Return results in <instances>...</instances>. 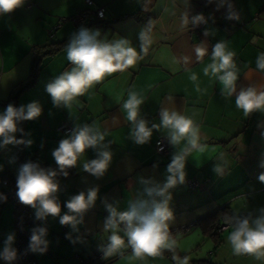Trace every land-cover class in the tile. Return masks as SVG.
<instances>
[{"label": "crops", "instance_id": "0c3cea01", "mask_svg": "<svg viewBox=\"0 0 264 264\" xmlns=\"http://www.w3.org/2000/svg\"><path fill=\"white\" fill-rule=\"evenodd\" d=\"M92 1L94 5L105 8V15L89 22L86 28L100 30L101 38L128 39L143 58L134 67L107 77L78 97L71 109L54 107L45 91L48 82L72 66L66 58V46L42 59L35 81L22 90L15 101L10 99V92L28 76L35 48L61 42L77 32L69 20L58 27L56 25L61 17H69L86 8V0H32L30 6L24 0L23 5L13 12L0 15V112L8 104L20 106L32 101H38L43 109L38 119L21 124L23 135L16 134L18 139H31L33 143L30 147L9 145L0 149V187L2 174H17L20 153L37 151L46 168L55 169L57 165L51 152L75 126L95 124L101 131H106L105 143L112 142L110 150L113 159L102 178L97 179L82 170L85 159L95 158L93 149L87 150L77 167L68 170L67 178L62 175L56 178L60 185L56 195L61 204V215L67 212L64 205L71 196L99 187L95 206L84 213L82 222L73 228L61 225L59 217L48 216L38 220L32 208L34 221L29 234L37 227L47 230L44 237L48 242L46 251H32L37 263L82 264L88 253L107 243L109 233L104 231L108 215L106 204L125 208L127 201L142 191L141 177L163 183L167 175L166 166L173 153L185 146L183 142L178 146L171 145L169 154H158L154 142L159 136H167L164 129L154 131L150 142L144 145H137L129 138L130 123L126 121L121 105L127 99L129 90L136 91L145 98L140 112L142 118L149 121V126L159 124L160 108L179 111L200 125L197 148L204 147L205 151L201 153L189 148L191 154L186 161V181L209 178L210 183L209 186L189 188L185 182L171 190L170 207L174 220L170 230L176 241V255L181 258L187 256L189 264H205L203 260L190 257V250L207 241L215 250L220 239L216 243L214 237L205 233L200 219L223 208L233 215L247 216L252 213L255 216L259 214L256 210L264 207V183L258 180L259 175L264 173V168L260 167L264 162V113L255 112L244 117L235 106V97L224 99L220 95L222 86L218 80L204 76L202 69L211 62L212 45L225 40L229 50L236 53L235 60L240 70L237 90L250 84L257 87L264 85V73L256 70L255 63L258 53L264 51V0H228L232 5L231 11L239 16V20L224 18L227 4L216 10L220 0H213L212 3L209 0H190V10L184 0ZM201 11L210 17L203 29L190 33L189 25L181 26V17L185 12L194 15ZM240 21L243 25L239 24ZM147 25L151 31L145 50L141 51L139 33ZM206 28L214 35L205 37L203 32ZM201 41H206L209 55L202 62H196L194 48ZM184 56L191 58L189 63L184 64ZM192 72L198 74L200 92L195 90L189 79ZM63 122L70 125V131L57 129ZM216 164L224 168L222 176L214 173ZM221 223L226 221L223 219ZM188 224L191 225L185 232L178 230ZM13 233L12 205L6 202L0 205V251L4 240ZM123 251V257L113 256L104 264H175L172 251L164 250L162 257L132 261L128 259L131 249ZM0 264L6 262L0 259Z\"/></svg>", "mask_w": 264, "mask_h": 264}, {"label": "clouds", "instance_id": "9594fccd", "mask_svg": "<svg viewBox=\"0 0 264 264\" xmlns=\"http://www.w3.org/2000/svg\"><path fill=\"white\" fill-rule=\"evenodd\" d=\"M212 2L213 0H209V3ZM23 3L24 0H0V15L13 12ZM184 3L190 10V0H184ZM225 4L228 11L224 18L239 20V16L231 11L232 5L228 0H220L216 10L219 11ZM207 23L208 20L202 13L189 15L185 12L181 17L182 27L190 24L195 28ZM150 31V26L147 25L139 33L141 51L145 50ZM203 35L208 37L214 35V32L206 28ZM65 50L66 58L72 66L48 82L45 91L51 97L54 107L66 109H71L78 97L85 95L107 77L134 67L137 61L143 58L138 55L136 48L128 39L101 38L100 30L86 27H81L72 34ZM194 53L196 62H202L204 57L209 55L206 41L197 44ZM235 57L236 53L229 50L227 41H217L211 47V62L202 69L204 76L218 80L222 86L220 95L224 99L235 97V106L243 112L244 117L247 118L255 112L264 113V85L257 87L250 84L237 90L240 70ZM190 59L188 56L182 57L184 64L189 63ZM255 63L256 70L264 73V51L258 53ZM189 79L193 82L195 90L200 92L198 74L192 72ZM144 103L143 96L129 90L127 99L121 105L126 113V121L130 123L129 138L137 145H144L150 142L154 131L164 129L172 146L181 145L182 142L185 146L173 153L170 163L166 166L167 175L163 183L141 177L139 183L144 186L142 191L135 197L132 196L125 208L119 209L112 204H106L108 215L104 222V231L109 235L107 243L100 245L98 250L103 254L102 259L107 260L116 255L123 257V250L130 248L129 261L143 260L145 257H162L164 250H168L173 252L172 259L175 264H189L187 256L181 258L174 252L176 241L170 231L174 213L170 201L171 190L186 182V161L191 154L189 148L201 153L205 151L204 147L197 148L200 125L179 111L160 108L159 124L152 123L149 126V121L142 118L140 112ZM42 112V106L38 101L20 106L8 104L5 110L0 112V149L9 145L30 147L33 143L31 139H18L16 134L19 132L23 135L24 130L20 125L25 121L38 119ZM106 135L107 132L101 131L95 124L75 126L51 152L57 168H44L33 161L21 164L16 178V196L19 202L35 209V218L38 220L46 219L48 216L59 217L61 225H71L75 228L77 223L82 222L84 213L95 206L99 187H92L71 196L64 205L67 212L61 215L62 208L56 195L60 185L56 178L58 175L67 178L68 170L77 167L89 149L95 150L96 155L95 158L82 162V170L97 179L102 178L113 159L110 150L112 142L105 143ZM260 167L264 168V162H261ZM213 171L222 176L224 168L216 164ZM258 180L264 183V173L259 175ZM256 211L259 214L255 216L252 213L243 217L225 216V221L231 228L227 235V243L235 255L246 254L254 256L257 260H264V207ZM46 232V228L43 227L32 229L28 245L31 251L41 253L46 251L48 243L44 239ZM14 241L15 234H9L0 251V259L6 264H13L17 259V250L12 246Z\"/></svg>", "mask_w": 264, "mask_h": 264}, {"label": "built area", "instance_id": "2783aa9c", "mask_svg": "<svg viewBox=\"0 0 264 264\" xmlns=\"http://www.w3.org/2000/svg\"><path fill=\"white\" fill-rule=\"evenodd\" d=\"M27 6L31 5L32 0H26ZM87 7L82 8L78 10L75 14L69 16V17H61L59 20V23L56 25V27L59 26L62 22H65L69 20L75 29H80L81 27H85L89 22H91L93 19L103 18L105 15V8L103 6H96L93 4L92 0H86ZM199 13H202L207 20L210 19L209 15L201 11ZM240 25H243V22L240 21ZM205 24H201L198 27L192 28V26L189 24V32L190 33H196L199 30L203 29ZM54 29V28H53ZM52 29V30H53ZM51 35H53L51 33ZM57 129H59L62 132H68L70 131L71 127L67 122H63L60 124ZM154 148L155 151L158 154L166 155L171 152V144L169 143L167 136H159L155 142H154ZM20 165L27 162V161H33L38 162L41 167L46 168L47 166L45 163H43L38 158L37 151L30 153V154H21L20 153ZM16 178L17 174H9L4 173L1 176L2 186L0 187V205L6 202H10L12 205V216L14 220V232H15V241L13 244V247L17 250V259L13 263L18 262H26L27 264H38L36 259L33 256V252L29 249V228L32 225L34 219L32 214V208L30 206L23 205L19 202L16 192ZM210 179L206 178L203 181H198L195 179H188L186 181V184L189 188L194 187H203V186H209L208 184ZM3 197H6L4 199ZM183 225L178 228V230L183 233L185 232L189 226ZM228 227L227 223H220L218 224L217 230L218 232L223 231L225 228ZM171 231L172 237L174 236L173 231ZM102 252L99 250L95 252H90L87 254L86 257L82 259V264H104L106 261L102 259Z\"/></svg>", "mask_w": 264, "mask_h": 264}, {"label": "trees", "instance_id": "16d2710c", "mask_svg": "<svg viewBox=\"0 0 264 264\" xmlns=\"http://www.w3.org/2000/svg\"><path fill=\"white\" fill-rule=\"evenodd\" d=\"M99 19V18H98ZM96 19H93L91 22L95 21ZM89 24V23H88ZM87 24V25H88ZM87 25L85 27H87ZM78 31V29H76ZM70 38L65 39L61 42L56 43H49L44 46H40L39 48H35L32 60L29 67V73L28 76L18 82L11 90L10 92V99L12 101H15L18 95L24 90L26 87L30 86L36 79L39 71V66L42 62V59L50 54H53L57 51H59L61 48L66 46L67 42ZM21 127V125H20ZM232 216L233 214L227 210V208H223L221 210H218L212 214L207 215L206 217L199 220V223L204 228V232L209 234L210 236L214 237L216 240V243L219 241V234L217 227L218 224L221 223V220H225V216ZM243 217V216H240ZM206 226V227H205Z\"/></svg>", "mask_w": 264, "mask_h": 264}, {"label": "rangeland", "instance_id": "374dc122", "mask_svg": "<svg viewBox=\"0 0 264 264\" xmlns=\"http://www.w3.org/2000/svg\"><path fill=\"white\" fill-rule=\"evenodd\" d=\"M231 231L229 227L224 232L219 234L220 242L213 250V245L210 241L200 244V247L195 250H190V257L204 261L205 264H264V260H257L254 256L242 254L235 255L229 243H227L226 235ZM218 247V248H217Z\"/></svg>", "mask_w": 264, "mask_h": 264}]
</instances>
